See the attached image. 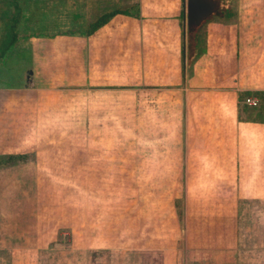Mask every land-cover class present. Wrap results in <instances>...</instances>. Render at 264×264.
Listing matches in <instances>:
<instances>
[{"label": "crops", "instance_id": "1", "mask_svg": "<svg viewBox=\"0 0 264 264\" xmlns=\"http://www.w3.org/2000/svg\"><path fill=\"white\" fill-rule=\"evenodd\" d=\"M184 6L185 0H38V31L29 33L52 41V55L69 65V78L61 72L55 79L64 84L58 89L79 99L71 106L79 105L86 136L116 138L117 153L133 155L132 185L144 191L134 195L132 224L139 232L142 220L153 219V239L118 254H134V264H159V253L170 264H249L234 189L239 129L249 128L238 119V95L249 91L238 49L249 31L224 0L197 26L190 46ZM63 8L68 18L58 21L55 12ZM110 13L86 34L89 24ZM64 42L67 63L60 56ZM43 64L36 69L49 75ZM18 85L0 112L4 105L7 119L21 125L38 114L39 89ZM168 230L171 245L162 246Z\"/></svg>", "mask_w": 264, "mask_h": 264}, {"label": "rangeland", "instance_id": "2", "mask_svg": "<svg viewBox=\"0 0 264 264\" xmlns=\"http://www.w3.org/2000/svg\"><path fill=\"white\" fill-rule=\"evenodd\" d=\"M37 3L0 0V103L16 96L17 83L39 89L38 114L21 125L12 116L7 119L4 105L0 112V264H134V254L125 258L117 251L135 241L148 244L153 219L142 220L139 232L133 227L134 195L144 191L132 185L133 155L117 153L116 138L86 136L79 105L71 106L79 99L58 89L64 84H57V76L68 73L69 78V65L52 55V41L29 33L38 31L33 25ZM228 10L249 31L238 49L243 82L250 91H263L264 0H229ZM55 13L56 20L65 21L69 11ZM61 46L67 63L68 43ZM45 61L50 76L36 69ZM21 66L33 69L34 82L25 83L27 70ZM240 130L241 169L234 187L243 213L239 234L246 245L249 240V264H264V123ZM170 235V230L161 235L166 242L159 244L171 245ZM169 258L159 253L158 263L170 264Z\"/></svg>", "mask_w": 264, "mask_h": 264}, {"label": "trees", "instance_id": "3", "mask_svg": "<svg viewBox=\"0 0 264 264\" xmlns=\"http://www.w3.org/2000/svg\"><path fill=\"white\" fill-rule=\"evenodd\" d=\"M112 16V13L105 14L100 16L98 19H96L93 23L89 24L86 27V34H90L94 30H96L98 27L106 23L109 18ZM197 28L195 25H188L186 30L188 34V38L190 41L193 40L194 37V31ZM191 44V42H190ZM246 97H253L257 99V106L256 107H247L246 105L242 104V101ZM238 102H239V120H241L240 114L243 112L247 113V116H245L243 119L246 122H249L251 124H263L264 123V91H258V90H252V91H245L243 93H239L238 95ZM249 113V114H248Z\"/></svg>", "mask_w": 264, "mask_h": 264}, {"label": "water", "instance_id": "4", "mask_svg": "<svg viewBox=\"0 0 264 264\" xmlns=\"http://www.w3.org/2000/svg\"><path fill=\"white\" fill-rule=\"evenodd\" d=\"M224 0H185L183 27L188 25L198 26L201 22L207 19L210 15L215 14L222 9ZM30 71L26 72V79L29 82L28 76Z\"/></svg>", "mask_w": 264, "mask_h": 264}, {"label": "built area", "instance_id": "5", "mask_svg": "<svg viewBox=\"0 0 264 264\" xmlns=\"http://www.w3.org/2000/svg\"><path fill=\"white\" fill-rule=\"evenodd\" d=\"M242 104L246 105L247 107H256L257 99L253 97H246L243 99Z\"/></svg>", "mask_w": 264, "mask_h": 264}]
</instances>
